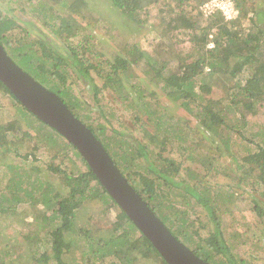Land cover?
Masks as SVG:
<instances>
[{"label":"trees","instance_id":"1","mask_svg":"<svg viewBox=\"0 0 264 264\" xmlns=\"http://www.w3.org/2000/svg\"><path fill=\"white\" fill-rule=\"evenodd\" d=\"M98 1L4 0L7 5L0 8V43L16 64L18 60L24 66L23 71L58 95L87 126L176 239L208 264H253L232 251L235 242L249 243L256 251L260 248L255 245L257 236L264 241L262 125H255L258 132L253 135L260 140L253 144V151L244 148L246 155L232 175L225 168L216 170V176L222 172L233 177L238 194L240 184L247 185L251 213L259 221L254 229L246 216H237L231 222L234 239L230 240L222 227V212L236 210L237 196L204 187L208 184L204 181L202 187L196 166L203 165L211 172L215 158L232 156V151L240 147L238 143L232 147L234 137L245 145L253 142L246 136L252 132L248 125L256 107L264 104V8L250 6L245 0H217L231 2L238 11V17L226 20L218 10L201 9L211 0H107L120 18L132 22L145 23L142 16L156 10L155 26L160 37L150 64L136 43L124 45L119 52L101 49L106 36H99L100 21L92 15ZM164 13L170 17L162 18ZM247 17L244 27L242 22ZM178 34L188 39L191 52L181 58L177 69H166L169 62L163 55ZM216 75L220 76L217 80H228L221 89H214L212 84L217 81ZM77 80H81L92 103L70 92V85ZM105 93L109 105L118 103L130 110L129 119L131 124H138L141 138L131 143L115 142V136L106 135L103 119L107 106L100 99ZM0 95L9 98L12 118L2 121L0 114V154L35 162L39 147L51 150L47 169L61 184L60 190L51 178L39 179L34 174L39 169L33 166H0L2 175L8 176L5 188L0 190V217L20 220L26 229L22 238L0 235V264H75L67 255L75 248L80 251L76 264H166L98 183L75 148L64 138L60 147L54 138L56 132L22 107L1 82ZM170 105L183 110L187 123L168 112ZM192 127L199 135L197 144L189 138ZM113 133L118 135L115 130ZM69 148L84 164L83 170L60 169ZM125 155L129 158L124 159ZM57 159L59 164L54 162ZM258 193L262 199L256 198ZM178 202L196 207V218L189 221L185 212L174 207L180 205ZM94 203L103 206L105 219L108 215L107 234L101 228L79 224V213L89 212L88 206ZM225 205L227 209L222 211ZM28 206L41 209L32 212ZM19 207L24 208L30 221L19 217ZM172 220L179 222L176 229L169 226ZM253 252L248 255L253 257ZM253 260L264 262V255L258 254Z\"/></svg>","mask_w":264,"mask_h":264},{"label":"rangeland","instance_id":"2","mask_svg":"<svg viewBox=\"0 0 264 264\" xmlns=\"http://www.w3.org/2000/svg\"><path fill=\"white\" fill-rule=\"evenodd\" d=\"M4 0H0V8H4L6 7L7 3L3 2ZM245 2L249 3L248 5H252L254 7H260V8H264V0H245ZM94 10L92 15L95 16V18L98 19V21H100V23H98V27H97V31L99 36H101L102 34L106 36L105 38V45L101 46V49H104L106 51H114V52H119L124 45H132L134 43H136L138 45V47L140 48L141 51H143L145 53V56L149 59V63L152 64L151 59H153L152 57H150L153 53V49L154 46L156 44L157 41H159V37H160V33L156 30L155 26V18H156V14L154 10L152 12V14L150 16H142V19H145L146 22L145 23H137V22H132L129 19H123L119 17V14L117 13V10H115L112 6L111 3L107 0H100L98 1V3H96V5L94 6ZM221 7H225V9H227L226 6H221ZM231 7L235 10V8L231 5ZM144 13H141V15H143ZM162 18H167L170 17L169 14L164 13L162 16ZM232 18H236L238 17V11L235 10L232 12L231 15ZM250 17V16H248ZM245 18V20L242 22L243 26H247V22L249 21V19ZM210 45V44H209ZM191 44L188 42V39L184 36V35H180L178 34L175 38H172L170 40V47L168 48V53L167 55L164 54L163 55V60H167L169 63L166 66V69L168 67L173 68V69H177L178 67V63L181 62V58L182 57H187V55L191 52ZM263 52V51H262ZM180 54V56H179ZM180 57V59H179ZM16 60V59H15ZM17 65L21 68L24 69V66L18 62V60H16ZM157 66V64H155ZM148 67V66H147ZM149 69V67L147 68ZM27 71V70H26ZM77 76V75H76ZM244 76L241 80V85L243 84L244 80H245ZM217 78L219 79L220 76L216 75V80ZM147 81V80H145ZM143 82V81H142ZM228 80H217L216 82H213L212 84L215 86L214 89H221L223 85L227 84ZM97 83H99L97 81ZM146 84V83H144ZM148 82H147V86H148ZM83 84L81 83V80H77L74 84L70 85V92L75 94L77 97L82 98L83 100L92 103L91 99L87 96L86 91H83ZM132 94V93H131ZM133 99H135L136 95L132 94ZM101 99V104L107 107L104 108V125L106 127V135L108 137L111 136H115V142H119V141H126L128 143H131L133 140L132 139H136V138H141V135H139L140 129L138 128V124H135V122H133V124H131V119H129L130 117V110H126L125 108L121 107L120 105H118V103L115 105H109L110 101H109V95L108 94H103L102 96H100ZM160 99L163 101L164 105H165V100H164V96L162 97L160 94ZM10 102H9V98L7 97V95H0V114H1V120L2 121H9L12 120L11 117H9L11 115V111H10ZM257 110L255 112L254 117L252 118V121L249 123L248 127L251 128L252 132H248L246 134L248 139H252L253 142H251V144L249 145H245L244 142H239L238 141V137H234V139L232 140L233 142L236 141L235 145H232V147L240 144V147H236L234 149V151L236 152V155L234 151H232V156H230L228 159L224 160V158H220V159H214L215 160V164L213 163V170L211 172H209L205 166H199L197 165L196 168H199V172H200V176L202 177L200 179V181L202 182V187H203V181L208 183L207 185H204V187H208L213 191H219L222 193H235L237 196V202L236 204V210H233V208L231 209L232 212H222L223 213V220H222V227L223 229H226V235L230 238V240H233L234 238L231 237L232 235V225L231 222L232 220H237V216H246V221L249 223V225H252V229H254L255 226L259 225V221L256 218V216L254 217V214L251 213V205H249L250 200H251V194L247 193V185L242 183L240 184V189H239V194L238 192H235V187H234V182H236L235 180L232 181L233 177L228 178L224 173L221 172V174H219L218 176H216V170H219V168H225L227 172L232 173L236 170V166L238 165V163L241 161V159L246 155V149H249L250 151L254 150V145L256 142L258 143V141L260 140L258 136L254 137V133L258 132V128L257 126L255 127V125H259L261 124L263 127V131L264 132V104L258 105ZM168 112H172L173 115L179 117L180 119H182L185 123H187V115L183 112V110L181 108L175 107L170 105L169 106V110ZM27 113V112H26ZM31 117V116H30ZM33 118V117H31ZM106 120H109V122H107ZM191 120V118H190ZM39 123V122H38ZM253 123H255L253 125ZM41 124V123H39ZM42 127L45 128V125L41 124ZM132 125V126H131ZM39 127V126H38ZM195 127H192V130H190V132L192 131V133L189 135L190 141L193 143H199V138L195 132ZM118 132V135H116V133H113V131ZM56 136H54L56 142L58 144L61 145V143H63L64 139L57 135L56 133H54ZM128 139L130 141H128ZM60 147H63L62 145ZM195 147V146H193ZM114 149V147L112 148ZM231 148V150H233ZM230 150V151H231ZM205 152V151H203ZM66 157L71 159V161L67 160V158H64L62 164H59L60 159L54 160L55 164H59L60 165V169L65 170L66 172H71L72 170H74L75 172L83 170L84 169V164L81 162V160L79 158H76L75 156H73L72 153V149L69 148V150H67V152L65 153ZM51 155H53V153L46 149H44L43 147H39V152H38V160L35 162H32L31 160L29 161H21L19 159L16 160H12L13 157L10 155V157L8 158H4L1 154H0V166L4 165L5 163H16L18 165L19 168L22 169H26L29 168V166H33L34 168L39 169L38 173H34V174H38L36 177H38L39 179L42 180L47 178V180L49 178L52 179L51 182H54L53 184H55V186L57 187V189H60V182L59 180H56L54 174L49 171L47 169L48 163H49V157H51ZM129 158L127 155H125L124 159ZM146 165V164H144ZM195 166V165H193ZM0 170H2V168L0 167ZM124 173V172H123ZM239 172L236 173V176H238ZM6 179H8V176L6 175V173H4L2 175V173L0 172V190L4 189L6 186ZM240 190H242V192H240ZM256 198L258 199H262L261 195L258 193V195L256 196ZM179 199H177L178 201ZM179 203V202H178ZM176 204V203H175ZM179 206H174L176 207V209L180 210L181 212H185L186 213V217L190 220H193L196 218L195 213H198L196 210V207H193L191 204H187V205H181L183 203H179ZM92 205V206H91ZM88 206L89 208V212H81L79 213V215L77 217L82 218V220L79 221L80 223L86 224L87 226H93V229L95 230H99L101 228V231L105 232V234L108 233V231L105 229V227H107V220L108 219V215H106V219L103 215V206L100 203H94ZM261 205V204H260ZM29 210L34 212L38 209L41 208H35L34 206H28ZM227 206H223L222 207V211H226ZM239 210L242 211V214H239ZM19 213L20 216L19 217H23L24 219L27 221H30V217L27 216V212H25L23 207H19ZM179 211V214H180ZM178 214V215H179ZM178 215H176L175 217H177ZM181 216V214H180ZM88 221V219H90ZM174 219V217H173ZM86 221H88V223H86ZM198 223V222H197ZM240 226L244 225V223L239 222ZM199 224V223H198ZM179 225V222H176L174 220H172L171 223H169V226L172 229H176ZM244 231V229L242 230ZM26 232V229L23 227L22 221L17 220V219H12V220H8L7 218L4 217H0V235L3 234V236L8 237L9 235L13 236V237H18V238H22L23 233ZM257 238L259 239V241L257 242V244L260 248L257 249L256 251L252 249L251 245L249 243L245 244V245H241V243L239 242V244L237 242L235 248L233 249L232 253L234 255H239V257L241 258H246L251 261V263L253 264H264V262L257 260L254 261L253 257L258 255H264V241L261 237V235H259V237L257 236ZM1 239V237H0ZM197 241V240H196ZM198 242V241H197ZM199 243V242H198ZM254 251L251 255H253V257H250L248 255L249 251ZM79 248H75L74 251H71L69 253H67V255L71 258L73 257V259L71 258V262L75 263V257H77L79 255ZM142 264H149V263H142Z\"/></svg>","mask_w":264,"mask_h":264},{"label":"water","instance_id":"3","mask_svg":"<svg viewBox=\"0 0 264 264\" xmlns=\"http://www.w3.org/2000/svg\"><path fill=\"white\" fill-rule=\"evenodd\" d=\"M0 82L41 123L70 143L109 197L166 264H208L176 239L113 163L95 135L61 98L23 71L0 43Z\"/></svg>","mask_w":264,"mask_h":264},{"label":"built area","instance_id":"4","mask_svg":"<svg viewBox=\"0 0 264 264\" xmlns=\"http://www.w3.org/2000/svg\"><path fill=\"white\" fill-rule=\"evenodd\" d=\"M232 3L229 1H217V0H212L209 3L204 4L201 9H203L204 11L207 12H213L214 10H218L221 11L223 16L225 17L226 20L231 19V15L232 12L235 11L232 7H231ZM221 6H226L227 9H225V7H221ZM233 6V5H232Z\"/></svg>","mask_w":264,"mask_h":264},{"label":"clouds","instance_id":"5","mask_svg":"<svg viewBox=\"0 0 264 264\" xmlns=\"http://www.w3.org/2000/svg\"><path fill=\"white\" fill-rule=\"evenodd\" d=\"M212 1V0H211ZM210 2V1H209ZM209 2H207V3H209ZM221 12V11H220ZM222 13V12H221ZM223 15V14H222ZM180 241V240H179Z\"/></svg>","mask_w":264,"mask_h":264}]
</instances>
